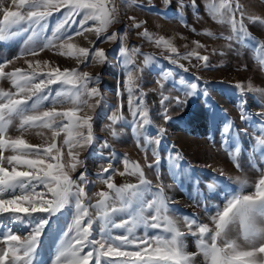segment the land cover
<instances>
[{
	"label": "snow or ice",
	"instance_id": "1",
	"mask_svg": "<svg viewBox=\"0 0 264 264\" xmlns=\"http://www.w3.org/2000/svg\"><path fill=\"white\" fill-rule=\"evenodd\" d=\"M170 3L171 0H164L165 5ZM9 4L11 6H5L4 0H0V43L25 34L27 38L25 47L16 57L0 61V79L10 81L14 89H0V264H35L45 229L50 227L51 218L58 213L63 214L66 207L73 210L71 222L66 230L61 231L59 245L49 264H196L197 257H202L203 264H264L262 167H257L258 176L251 184L237 178L240 190L225 195L223 205H217L215 213L209 217L210 224L200 222L198 217L185 216L182 220L184 230L168 214L170 201L164 195L163 186L153 185L146 178L144 167L138 162H130L126 156L123 159L124 171L118 174L135 176L137 183L117 186L111 174L107 178L103 176L109 169L112 174L118 172L111 163L116 159L115 153L110 151L107 157L103 152L98 153L102 159L109 160L108 166L98 174L107 190L95 194L98 199L94 204L90 198L88 204L84 203L87 197L84 186L88 184L85 172L81 171L75 179L71 175L78 167L84 166L85 161L80 159V153L96 143V109L103 100L98 86L99 75L81 71L79 66L87 67L89 62L97 65L108 62L106 50L95 46V41L92 47H79L72 42L74 37L85 32L94 33L101 43L120 42L119 59L125 72V91L132 120L125 119L120 110L123 106L118 105L108 116L110 123L106 128L115 137L114 126L117 123H130L138 144L143 136L145 151L150 144H160L165 132L163 127L157 129L159 138L149 139L146 134L147 126L152 121L144 100L146 94L139 84L140 73L155 56L142 53L139 47L130 48L125 42L126 31H112L109 34V29L120 22L121 7L125 4L149 11L151 7L139 0H9ZM186 7L198 15L197 0H177L176 18L195 33L196 28L180 15ZM206 7L213 20L228 25L230 34L222 38L264 50V41L254 38L246 23L264 26V16L246 15L239 0H235L234 7L232 0H208ZM53 13H61V18L52 29V35L45 36ZM77 17L80 18L78 26L69 34L66 25L70 22L77 24ZM128 19L132 21L130 28H143L137 33L139 36L175 55L176 58L172 55L166 57L170 63L177 64L180 58L190 60L195 57L201 62L199 67H212L209 55L192 50L181 57L172 39L150 33L144 28L146 21L137 22L135 16ZM203 35L216 38L210 30L204 31ZM36 39L44 41L41 47L34 45ZM57 41L60 54L74 57L76 67L62 69L48 60L35 59L41 52L56 48ZM194 44L196 48L204 47L199 41H194ZM137 55L144 57L142 64L136 62ZM20 59H24L26 69L14 67L11 71H5L8 65ZM179 67L188 71L183 64ZM260 70L264 72V59L260 60ZM168 78L169 73L162 72L157 80L165 121L171 119L167 114L166 102L170 103L173 99L177 105L187 102L186 99L163 94L164 84L161 81ZM194 81L185 83L182 78L179 81L180 85H184L185 97L196 95L199 85L207 83L200 77H195ZM234 87L241 95L245 92H264L251 82L246 85L237 83ZM200 94L207 103L206 88L200 89ZM245 103L241 99L239 118L241 121H251L253 114L245 109ZM254 115L260 121L257 128L260 135L254 138L255 147L264 145V105ZM13 127L17 133L14 136L10 134ZM34 130L47 131V135L44 131L35 133L42 138V143L34 144L27 138ZM221 134L226 149L230 142L235 145L234 150L229 149V156L239 169L240 165L236 162L240 153L236 141L239 132L230 119L223 124ZM244 134L248 133L245 131ZM100 147L110 149L111 145L104 141ZM257 150L264 163V149ZM152 156L153 161L146 166L158 170L161 158L156 147L152 148ZM181 159L178 150L169 154L168 160L173 170L179 168ZM220 175L224 173L220 172ZM226 179L232 180V177ZM208 188L214 189V186L209 184ZM245 188H251V191L245 192ZM146 194H151L152 198L147 199ZM190 199L195 201L196 196H190ZM89 208L93 211L90 212ZM146 212L150 214L145 215ZM116 216H126L127 219L116 223ZM97 221L100 225L99 239H94L93 224ZM137 227H143L142 235L136 234ZM113 229L123 230L124 234L114 236ZM20 230H25L27 235L19 234ZM149 232L153 234L149 235ZM188 236L195 238L196 251L187 250L185 241Z\"/></svg>",
	"mask_w": 264,
	"mask_h": 264
},
{
	"label": "rangeland",
	"instance_id": "2",
	"mask_svg": "<svg viewBox=\"0 0 264 264\" xmlns=\"http://www.w3.org/2000/svg\"><path fill=\"white\" fill-rule=\"evenodd\" d=\"M151 7V10L142 9L135 6L121 7V20L118 24L109 29V34L112 31L118 33L127 32L126 44L131 47H139L142 53H151L155 59L143 68L140 73V87L146 94L144 97L145 103L149 108V116L152 124L147 126V136L149 139L159 138L157 129L163 127L164 135L160 138V144L148 145L147 150L144 149L143 136L137 142V137L133 133L130 123L123 121L114 126L117 135L113 137L106 125L110 123L108 116L117 109L118 105L123 107L120 109L127 121L132 120L131 113L128 109V95L125 91V72L119 59V41L104 42L96 39L94 33L85 32L81 36H76L73 43L79 47H92V42L95 41V46L104 48L108 54V62L103 65H97L89 62L88 66L80 65L81 71H88L94 76L99 75V88L103 95L101 106L96 109L97 115L94 123V134L96 143L87 151L80 153V159L84 160L83 168H77L76 172L71 173L75 179L81 171H84L88 184L85 185L87 197L84 203L90 202L94 204L98 197L95 195L102 190H107L106 185L101 182L98 174L102 172L103 167H107L109 160L102 159L98 153L103 152L105 157L109 152H114L116 159L112 160V167L118 169L115 174L104 173V178L109 174L112 175V180L117 186L125 183H137V177L118 173L124 171L123 159L126 156L130 162H138L144 167L146 178L153 185H162L164 195L169 199L168 205L169 215L178 222L181 230L183 227V217H198L202 223H209V217L215 213L217 205H223L224 197L229 192H237L240 190L239 181H248L249 184L254 182L258 176L257 167L264 168V163L260 160L259 151L264 149V145H254V138L259 136L257 130L259 126V118L254 114L261 111L264 105V92H245L243 95L234 87L237 83L249 82L255 88L264 89V72L260 70V60L264 59V50L255 47H246L237 41L229 42L222 38L230 34V29L227 24H221L213 20L206 7L208 0H197L198 15L193 14L189 8L181 10L180 15L189 25L196 28L193 33L189 28L176 18L177 16V0H171L169 5L164 4V0H139ZM233 7L235 0H232ZM239 3L244 6L246 15L264 16V0H239ZM5 6H11L9 0H4ZM135 16L137 22L146 21L144 28H147L150 33L156 36H164L172 39L174 45L178 48L181 57L184 53L195 50L201 55H209V62L212 65L210 68L199 67L200 61L195 57L190 60L180 58L177 64H172L166 58L174 54L163 48H157L153 43L139 36L137 33L142 29H132L130 24L132 21L128 17ZM61 13H53L49 18V26L45 36L52 35V29L60 20ZM77 24L66 25L68 33L72 34L78 26ZM248 30L252 36L260 41H264V26L248 23ZM91 24V22H89ZM210 30L215 34L216 38H210L203 35V32ZM27 35H21L13 40L0 43V61L12 60L25 47L24 41ZM194 41H199L203 48H196ZM44 41L36 39L34 45L41 47ZM57 47L47 49L40 53L35 59L48 60L54 65H59L63 68H73L77 66L74 57L60 54ZM231 43V47L229 44ZM216 51L213 52L212 50ZM163 53V55H161ZM222 53V54H221ZM25 57L24 59H30ZM24 59L16 60L13 65H8L5 71H11L14 67L27 68ZM138 64H142L144 57L137 55L135 57ZM183 64L188 69L187 72L179 67ZM46 70V69H45ZM162 72H168L169 78L166 81H161L164 84L163 94L170 97H180L186 99L184 105H177L173 99L170 103L166 102L168 116L170 120L165 121L162 118L163 108L160 105L161 89L157 80L161 77ZM200 77L206 81V84H200L196 95L185 97L184 85H180L181 78L185 83L195 82L194 78ZM206 88L208 92L207 103L206 98L200 94V89ZM0 89H12L11 82L6 79H0ZM14 90V89H12ZM243 99L246 101L244 107L252 113L251 121L240 120L239 103ZM70 105H65L68 107ZM230 119L233 122L239 135L236 138L240 146V153L236 157V162L240 168L235 167V162L229 156V149L234 150L235 145L229 143L228 149L222 144L221 128L226 120ZM16 122L14 121V124ZM34 130L28 135L31 143L40 144L42 138L36 135ZM248 134L245 135L244 132ZM10 134L13 136L17 133L15 128L10 129ZM107 141L111 145L110 149L101 148L100 145ZM156 147L161 158L159 169L148 168L147 163L153 161L152 148ZM179 152L182 157L179 160V168L173 170L170 166L168 157L169 154ZM65 159H67V146L64 147ZM255 165V167H254ZM157 171L159 177H157ZM220 172L224 175L221 176ZM232 177V180L226 179ZM214 186V189H209L208 185ZM41 189H38L40 191ZM245 192L251 191V188H245ZM155 192V188H153ZM196 196L195 201L190 199V196ZM50 198V197H49ZM147 199H151V194H146ZM89 211L93 210L89 208ZM150 213H145L148 215ZM73 210L66 207L63 214H56L50 220V227L45 229V235L42 237V247L38 248V255L35 264H49L50 257L54 255L55 248L59 245V237L62 230H66L67 225L71 222ZM93 215L95 213L93 212ZM85 217V221H86ZM121 219H127L126 216H116L114 221L119 223ZM99 221L93 224L92 238L99 239ZM211 226V225H210ZM15 230V228H14ZM143 227H137L136 234H143ZM19 234L27 235L25 230H20ZM123 230L113 229L112 235H122ZM149 232V235H152ZM186 247L190 252L196 251L195 238L186 237ZM88 251L87 248L84 249ZM196 264H203L202 257H197Z\"/></svg>",
	"mask_w": 264,
	"mask_h": 264
}]
</instances>
